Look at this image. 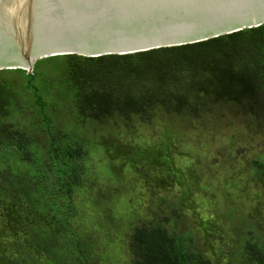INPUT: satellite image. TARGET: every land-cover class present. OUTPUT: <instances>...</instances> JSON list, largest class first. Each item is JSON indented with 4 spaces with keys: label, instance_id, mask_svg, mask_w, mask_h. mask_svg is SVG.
I'll list each match as a JSON object with an SVG mask.
<instances>
[{
    "label": "trees",
    "instance_id": "1",
    "mask_svg": "<svg viewBox=\"0 0 264 264\" xmlns=\"http://www.w3.org/2000/svg\"><path fill=\"white\" fill-rule=\"evenodd\" d=\"M48 63L53 76L43 68ZM60 95L73 120L67 131L52 113V99ZM235 109L264 129V24L129 54L52 56L36 61L30 73L0 69V195L13 185L9 192L18 198L29 231L25 243L33 241L44 252L31 264H86V257L91 264H113L108 226L114 222L125 231L128 264H215L196 241L182 193H153L141 212L124 214L115 193L106 198L94 183L93 138L78 129L134 117L149 121L160 112L202 118ZM105 169L113 180L121 177L114 166ZM245 170L264 180V151ZM247 229L238 252L244 264H264V234ZM0 264L17 263L0 256Z\"/></svg>",
    "mask_w": 264,
    "mask_h": 264
},
{
    "label": "rangeland",
    "instance_id": "2",
    "mask_svg": "<svg viewBox=\"0 0 264 264\" xmlns=\"http://www.w3.org/2000/svg\"><path fill=\"white\" fill-rule=\"evenodd\" d=\"M52 66L48 63L43 68L53 76ZM51 87L50 83L45 86ZM30 95L25 97L28 104L33 103ZM55 99L56 125L67 131L73 125L66 111L68 101L63 95ZM223 112L202 118H173L160 112L149 121L134 117L128 123H88L78 132L93 138L90 158L96 187L104 190L106 198L115 193L119 208L125 206L123 214L132 208L141 212L153 193L168 197L182 193L190 204L188 222L204 254L215 264H244L239 240L245 238L248 227L264 234V180L245 170L248 160L264 151V129L238 109ZM108 166H114L121 177H109ZM13 170L19 169L13 165ZM12 181L10 174L8 182ZM11 186L0 195V256L31 264L44 252L33 241L25 243L29 231L18 198L9 192ZM87 213V219H92L96 209ZM108 230L115 242L113 264H128L122 242L125 231L119 222ZM90 259H84L86 264L92 263Z\"/></svg>",
    "mask_w": 264,
    "mask_h": 264
},
{
    "label": "water",
    "instance_id": "3",
    "mask_svg": "<svg viewBox=\"0 0 264 264\" xmlns=\"http://www.w3.org/2000/svg\"><path fill=\"white\" fill-rule=\"evenodd\" d=\"M264 24V0H0V69L197 43Z\"/></svg>",
    "mask_w": 264,
    "mask_h": 264
}]
</instances>
